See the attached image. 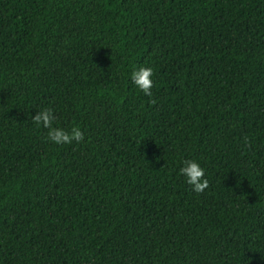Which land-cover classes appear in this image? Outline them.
<instances>
[{
    "label": "trees",
    "instance_id": "obj_1",
    "mask_svg": "<svg viewBox=\"0 0 264 264\" xmlns=\"http://www.w3.org/2000/svg\"><path fill=\"white\" fill-rule=\"evenodd\" d=\"M0 264H264V0H0Z\"/></svg>",
    "mask_w": 264,
    "mask_h": 264
},
{
    "label": "clouds",
    "instance_id": "obj_2",
    "mask_svg": "<svg viewBox=\"0 0 264 264\" xmlns=\"http://www.w3.org/2000/svg\"><path fill=\"white\" fill-rule=\"evenodd\" d=\"M153 75L154 71L151 67H140L138 70L131 72V80L139 90L151 97L152 88L154 87ZM55 119L56 117L51 108H45L32 117L37 127L43 126V128L48 130L47 138L52 143L70 145L74 141L81 143L85 140L84 133L79 126L72 127L70 131L53 127ZM183 164L184 166L180 168L179 174L186 178V183L191 186L193 192L203 193L209 187V181L205 178L204 169L198 162L190 159L183 161Z\"/></svg>",
    "mask_w": 264,
    "mask_h": 264
}]
</instances>
